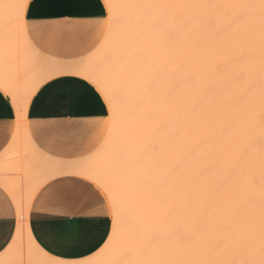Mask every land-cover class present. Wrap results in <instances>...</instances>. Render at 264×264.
<instances>
[{"label": "snow or ice", "instance_id": "obj_1", "mask_svg": "<svg viewBox=\"0 0 264 264\" xmlns=\"http://www.w3.org/2000/svg\"><path fill=\"white\" fill-rule=\"evenodd\" d=\"M0 264H264V0H0Z\"/></svg>", "mask_w": 264, "mask_h": 264}, {"label": "crops", "instance_id": "obj_2", "mask_svg": "<svg viewBox=\"0 0 264 264\" xmlns=\"http://www.w3.org/2000/svg\"><path fill=\"white\" fill-rule=\"evenodd\" d=\"M49 103L51 102L50 100L48 101ZM42 109H38V111H41ZM62 111H66V112H71L73 109L72 107H69V108H64V109H61ZM37 119H49L50 117H47V116H39V117H36ZM33 223L36 224V225H39V226H44L48 223L47 220H45L42 216L40 218H37L35 220H33Z\"/></svg>", "mask_w": 264, "mask_h": 264}, {"label": "bare ground", "instance_id": "obj_3", "mask_svg": "<svg viewBox=\"0 0 264 264\" xmlns=\"http://www.w3.org/2000/svg\"><path fill=\"white\" fill-rule=\"evenodd\" d=\"M39 179H40V177H36V181H37V182L39 181Z\"/></svg>", "mask_w": 264, "mask_h": 264}]
</instances>
